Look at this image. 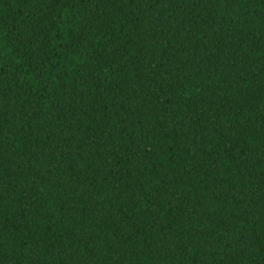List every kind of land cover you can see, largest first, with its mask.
Here are the masks:
<instances>
[{
  "label": "trees",
  "instance_id": "1",
  "mask_svg": "<svg viewBox=\"0 0 264 264\" xmlns=\"http://www.w3.org/2000/svg\"><path fill=\"white\" fill-rule=\"evenodd\" d=\"M0 264H264V0H0Z\"/></svg>",
  "mask_w": 264,
  "mask_h": 264
}]
</instances>
